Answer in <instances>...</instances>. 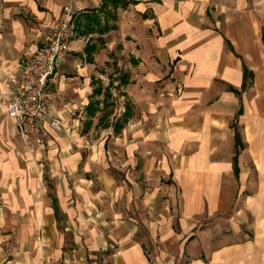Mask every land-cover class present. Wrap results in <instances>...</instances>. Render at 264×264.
Returning <instances> with one entry per match:
<instances>
[{
    "label": "crops",
    "instance_id": "0c3cea01",
    "mask_svg": "<svg viewBox=\"0 0 264 264\" xmlns=\"http://www.w3.org/2000/svg\"><path fill=\"white\" fill-rule=\"evenodd\" d=\"M67 4L30 150L9 79ZM0 264H264V0H0Z\"/></svg>",
    "mask_w": 264,
    "mask_h": 264
},
{
    "label": "built area",
    "instance_id": "2783aa9c",
    "mask_svg": "<svg viewBox=\"0 0 264 264\" xmlns=\"http://www.w3.org/2000/svg\"><path fill=\"white\" fill-rule=\"evenodd\" d=\"M75 15L74 7L65 5L44 44L22 58L9 79L4 107L30 150L44 143L46 126L57 132L68 129L55 112L49 83L71 50Z\"/></svg>",
    "mask_w": 264,
    "mask_h": 264
},
{
    "label": "trees",
    "instance_id": "16d2710c",
    "mask_svg": "<svg viewBox=\"0 0 264 264\" xmlns=\"http://www.w3.org/2000/svg\"><path fill=\"white\" fill-rule=\"evenodd\" d=\"M236 142H237V151H236V163H237V155L239 154L240 152V149L243 148V144H242V141H241V136H240V133L238 132L237 128H236Z\"/></svg>",
    "mask_w": 264,
    "mask_h": 264
},
{
    "label": "rangeland",
    "instance_id": "374dc122",
    "mask_svg": "<svg viewBox=\"0 0 264 264\" xmlns=\"http://www.w3.org/2000/svg\"><path fill=\"white\" fill-rule=\"evenodd\" d=\"M94 137V136H93ZM146 249H149V248H146ZM150 252V251H149Z\"/></svg>",
    "mask_w": 264,
    "mask_h": 264
}]
</instances>
